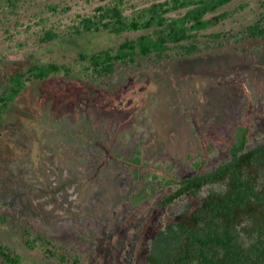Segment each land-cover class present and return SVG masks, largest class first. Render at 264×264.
Returning <instances> with one entry per match:
<instances>
[{
    "label": "rangeland",
    "instance_id": "374dc122",
    "mask_svg": "<svg viewBox=\"0 0 264 264\" xmlns=\"http://www.w3.org/2000/svg\"><path fill=\"white\" fill-rule=\"evenodd\" d=\"M115 1L0 0V94L10 87V73L34 65L56 62L80 70L79 48L61 40L44 44V32H73L80 17ZM149 1L125 0L126 15ZM242 5L204 33L244 29L264 16V0H235L221 11ZM140 34L89 33L79 42L93 53ZM243 116L253 127L252 144L264 141V47L169 56L154 70L125 68L106 87L80 74L29 83L0 125V210L12 221L0 224V242L25 264L45 262L42 249L28 248L22 235L33 223L78 246L82 264H148L156 234L169 221L184 220L210 187L168 208L161 201L174 187L160 188L135 206L130 198L140 186L124 158L141 143L149 164L143 171L186 177L202 146L206 168L214 169L228 158L225 139Z\"/></svg>",
    "mask_w": 264,
    "mask_h": 264
},
{
    "label": "trees",
    "instance_id": "16d2710c",
    "mask_svg": "<svg viewBox=\"0 0 264 264\" xmlns=\"http://www.w3.org/2000/svg\"><path fill=\"white\" fill-rule=\"evenodd\" d=\"M234 1L150 0L147 7L137 9L130 17L126 15L125 0H116L97 7L93 15L80 17L73 32L61 35L53 29L45 31L41 38L44 44L61 40L79 48L81 68L77 71L70 65L50 62L10 73V87L0 94V125L29 83L80 74L93 85L106 87L115 83L125 68L154 70L169 56L194 57L231 49L246 54L254 48H263L264 16L244 29L204 33L245 8L242 5L236 11H221ZM182 11L180 16H170ZM128 32L142 34L127 39L117 48L93 53L87 52L79 42L84 34ZM248 119L243 116L230 138L225 139L228 158L214 169L206 168L207 155L202 146L191 161L193 174L186 177L164 170L162 175L143 171L149 164L141 143L131 158H124L140 186L130 198L135 206H140L160 188L174 187L161 201L162 207L168 208L184 196H197L210 187L208 195L189 217L169 221L156 234L150 244L148 264H264V144L246 151L253 141V127ZM207 150H210L209 141ZM10 221L0 210V224ZM22 235L28 248L40 247L45 255V262L35 264L84 261L78 246L53 239L33 223ZM15 250L0 242V264H25L23 256Z\"/></svg>",
    "mask_w": 264,
    "mask_h": 264
},
{
    "label": "flooded vegetation",
    "instance_id": "af4514ba",
    "mask_svg": "<svg viewBox=\"0 0 264 264\" xmlns=\"http://www.w3.org/2000/svg\"><path fill=\"white\" fill-rule=\"evenodd\" d=\"M260 144H264V141H263V140H259V141H257L256 143L249 145L246 151H248V150H252V149H255V148H256L257 146H259ZM198 206H199V205H198ZM196 208H197V207H196ZM187 217H189L188 213L185 214V219H186ZM176 220L181 221L180 218H177Z\"/></svg>",
    "mask_w": 264,
    "mask_h": 264
}]
</instances>
